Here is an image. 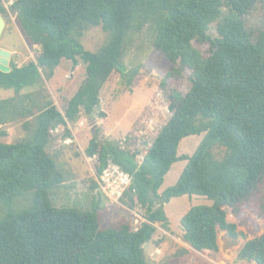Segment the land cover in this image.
<instances>
[{"label": "trees", "instance_id": "16d2710c", "mask_svg": "<svg viewBox=\"0 0 264 264\" xmlns=\"http://www.w3.org/2000/svg\"><path fill=\"white\" fill-rule=\"evenodd\" d=\"M262 3L14 0L11 10L21 34L40 52L20 67L10 62L9 73L0 71V88L17 95L0 100V125L34 117L23 124L27 134L22 140L0 141V264H148L144 246L152 241L155 225L168 227L165 204L186 195L212 202L192 207L181 219L187 242L197 250L216 251L218 231L236 241L238 226L226 220L227 208L239 211L264 186V29L255 36L245 19ZM5 12L0 6V14ZM216 22L218 36L213 37ZM93 27L110 37L97 52L81 43L84 32ZM145 29L153 33L154 48L172 64L167 79L189 70L192 86L185 94L167 91V80H162L172 116L142 161L139 153L117 143L96 136L89 142L85 154L96 159L97 177L110 162L119 166L132 179L120 201L144 211L137 229L128 224L102 228L96 203L89 211L52 203L51 190L64 183L49 152L52 133L63 127L62 139H73L68 124L81 114L92 118L114 72L132 84L138 69L129 70L125 58ZM196 44H208V55ZM63 60L75 66L80 60L86 69V79L64 113L52 100L35 102L30 95H20L43 77L53 78ZM195 135H204L195 152L179 155L182 140ZM5 136L0 131V138ZM180 161L187 164L178 182L160 193L166 175ZM94 187L99 188L98 182ZM30 191L32 202L28 197L16 202ZM238 260L264 264V234L245 242Z\"/></svg>", "mask_w": 264, "mask_h": 264}, {"label": "rangeland", "instance_id": "374dc122", "mask_svg": "<svg viewBox=\"0 0 264 264\" xmlns=\"http://www.w3.org/2000/svg\"><path fill=\"white\" fill-rule=\"evenodd\" d=\"M13 2L14 0H0V6L6 9L2 15L7 17L6 27L0 38V48L10 51V62L20 67L36 60L40 47L27 43L21 34L16 14L11 10ZM245 19L247 28L258 36L264 29V3L259 4ZM217 25V22L212 25L213 37L218 36ZM109 38V34L101 27H93L84 32L81 43L86 50L97 52ZM196 45L205 56L208 55V44ZM125 64L129 70L138 69L132 84L129 85L121 74L114 72L101 91V104L92 118L81 114L76 122L69 123L68 129L73 139L66 141L62 139L64 128L58 127L52 133L49 147V152L56 157L64 177V183L51 190L52 203L59 208H76L81 211H89L96 203L99 206L98 216L102 228L128 224L132 229H137L144 221V211L139 206L131 209L120 201V197L110 196L111 199L100 188L94 187L95 182L97 183L96 159L85 154L89 142L96 136L101 142L117 143L127 150L139 153L138 160L142 161L159 131L172 116L169 102L160 86L162 80H167V91L177 90L185 94L192 86L189 70L167 79V74L173 71L172 64L154 48L153 33L149 29L134 38ZM85 79V65L80 60L77 66L72 61L63 60L56 68L53 78L43 77L39 85L24 89L20 95H30L35 102L52 100L64 113L67 102ZM16 96L14 90L0 88V100ZM26 105L31 103L27 102ZM38 113L39 110H35L34 116ZM33 118L0 125V131L7 133L0 141L11 144L22 140L27 134L23 124L33 121ZM203 137L204 135H195L183 139L179 155L191 156ZM186 164V161H180L172 166L160 193L178 182ZM33 196V191H30L16 202L25 197L32 202ZM211 204L206 197L196 195L173 198L166 203L164 209L168 227L157 223L152 241L144 246L148 264H255L239 261L238 252L245 242L264 234V186L239 211L227 208L226 220L238 226L240 235L236 241L232 242L226 232L218 231V250H197L183 238L181 219L192 207Z\"/></svg>", "mask_w": 264, "mask_h": 264}, {"label": "built area", "instance_id": "2783aa9c", "mask_svg": "<svg viewBox=\"0 0 264 264\" xmlns=\"http://www.w3.org/2000/svg\"><path fill=\"white\" fill-rule=\"evenodd\" d=\"M131 177L114 163H109L103 173L97 177L99 188L108 196L122 197L131 185ZM112 197H110L112 199Z\"/></svg>", "mask_w": 264, "mask_h": 264}, {"label": "water", "instance_id": "95a60500", "mask_svg": "<svg viewBox=\"0 0 264 264\" xmlns=\"http://www.w3.org/2000/svg\"><path fill=\"white\" fill-rule=\"evenodd\" d=\"M7 17L5 15L0 14V38L6 27ZM12 57V53L8 50L0 48V71L4 73H9L11 71L10 68V60Z\"/></svg>", "mask_w": 264, "mask_h": 264}]
</instances>
